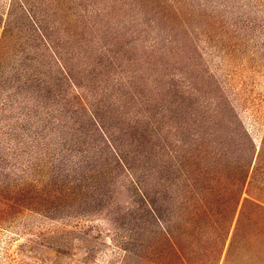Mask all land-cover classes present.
I'll return each instance as SVG.
<instances>
[{
    "label": "rangeland",
    "instance_id": "374dc122",
    "mask_svg": "<svg viewBox=\"0 0 264 264\" xmlns=\"http://www.w3.org/2000/svg\"><path fill=\"white\" fill-rule=\"evenodd\" d=\"M0 264H264V0H0Z\"/></svg>",
    "mask_w": 264,
    "mask_h": 264
}]
</instances>
